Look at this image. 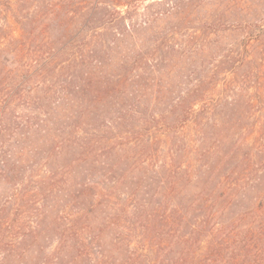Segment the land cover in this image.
I'll use <instances>...</instances> for the list:
<instances>
[{
  "label": "trees",
  "instance_id": "1",
  "mask_svg": "<svg viewBox=\"0 0 264 264\" xmlns=\"http://www.w3.org/2000/svg\"><path fill=\"white\" fill-rule=\"evenodd\" d=\"M184 2L0 0V264H217L219 206L264 248V19Z\"/></svg>",
  "mask_w": 264,
  "mask_h": 264
},
{
  "label": "rangeland",
  "instance_id": "2",
  "mask_svg": "<svg viewBox=\"0 0 264 264\" xmlns=\"http://www.w3.org/2000/svg\"><path fill=\"white\" fill-rule=\"evenodd\" d=\"M133 1V0H130ZM171 1H175V2H179L180 0H136V6L138 7L140 13H144L145 9L147 6H149L150 4H152L153 2H163L164 6H167L165 3H170ZM183 1V0H182ZM195 1V4H198L199 2H203V0H185L184 3H186V5L190 4V2ZM238 2L240 0H204V3L202 5H198L201 7V9L199 11L195 10V11H191V7L188 6V8L184 9V10H180L182 13V16L184 15H188L187 18L189 21H194V20H202L203 18H211L213 20H221V22H224L227 19H231V20H235V18H237L240 15H245L240 8H233V5L235 2ZM245 1V0H242ZM249 1L252 6H253V10L254 13L256 12L258 15L261 16V18L264 19V0H247ZM121 8V7H120ZM134 8V6H133ZM123 12H127L129 10H131V6L128 7H124L121 8ZM177 11V12H180ZM253 13V14H254ZM18 36V34L16 35V37ZM231 39V41L235 42L236 44H238V42L240 40H242V35H231L228 38V41ZM230 87V86H229ZM225 90V95L228 93V88L226 86H224L223 91ZM231 94V93H230ZM228 94V95H230ZM240 99L245 100V98L240 97ZM231 101V100H230ZM252 122V121H251ZM250 121L248 122V126H250ZM228 133V131H226L225 133L221 134L219 137V131H215V129H210L209 133L207 134V138L209 139L210 144L213 143L215 141L216 138H219V140H222V137H224L226 134ZM195 132L193 130L186 132V136L183 135V139L182 142L180 143L181 149H182V153L186 154V149L188 147V145L190 144V142L188 143L186 140H188L191 135H194ZM187 137V139H186ZM186 139V140H185ZM199 143V141L197 142ZM187 158V156H186ZM204 158H200V155L197 156H193L192 154H189V158L186 159L185 162H192L193 166L198 165L200 163H203ZM205 160V159H204ZM98 181L100 180L99 178H97ZM264 180V179H263ZM4 188L3 185H0V190ZM263 187L260 190V193L258 194V196H260V194L263 192ZM62 194V193H61ZM257 196V195H256ZM253 204V203H252ZM66 206H69L71 209V206L66 204V202L62 203L59 205V210H65L64 211V215L69 212L70 214H74L75 211L71 212L70 209ZM219 208H221V211L218 212L217 214V219H218V223L220 225H218V227L215 229L214 233H211L210 235H208V237L206 239H204V241L201 244V251L200 253H198V258L197 259H203L205 253L208 250L209 246H217L223 250H225L223 252V254L227 253L226 256H223V258H220V261L217 264H264V248L261 246L260 248H253L254 246L251 245L248 248H244L243 246V242L241 241L243 238V235L240 234L239 238H236L235 240H229L228 241V237H227V233L229 234L230 229L229 230H224V226H229V224H231L232 222H234V220H236V218H238L239 216H241L242 214H244V210L241 209V206L238 207H233V208H225L223 209L222 206H219ZM253 210V209H252ZM256 210H254L255 213V218H253L254 216H251L249 218H246L244 221H241L239 223H236L233 225V227L235 228V232L237 231H244V229H248L251 228V226H254L255 224L259 225L264 221V209H261L260 211H258V215L256 214ZM60 217H62L63 214L60 213ZM257 215V216H256ZM72 216V215H71ZM252 222H255L254 225H250ZM249 223V225H248ZM255 227V226H254ZM56 239V237H55ZM147 240H149L148 237H146L145 235H142L140 237H138V235H135V239H134V244L132 245V247L134 249H139V247H141V245H143ZM234 241V242H233ZM55 243H57V240L55 242H53V239L51 240V246L47 249L48 254H51L54 251L55 248ZM147 244V242H146ZM257 247V246H256ZM214 253V252H213ZM234 256V258H232ZM209 258V257H208ZM210 258H212V256H210ZM158 264V263H157Z\"/></svg>",
  "mask_w": 264,
  "mask_h": 264
}]
</instances>
